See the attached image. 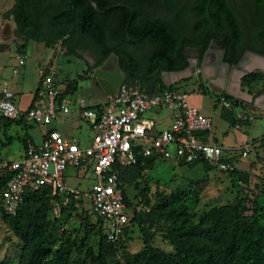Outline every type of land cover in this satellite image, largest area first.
Listing matches in <instances>:
<instances>
[{
  "label": "trees",
  "instance_id": "obj_1",
  "mask_svg": "<svg viewBox=\"0 0 264 264\" xmlns=\"http://www.w3.org/2000/svg\"><path fill=\"white\" fill-rule=\"evenodd\" d=\"M90 1L96 4L98 11L88 0H13L4 15H12L18 32L24 37V42L16 45L15 51L24 52L27 40L33 39L45 41L46 45L60 41V46L64 45L67 52H72L75 38L88 39L92 46L101 47L96 64L113 53L125 75L124 81L137 82L148 91L157 92L175 89L172 84L161 82L159 72L185 68L188 63L185 47L196 48L200 59L209 41H213L217 48L223 50L221 61L233 65L244 50H253L243 32L251 26L259 29L255 35L263 47L258 52L264 55V0H239L241 10L235 9L231 0ZM160 10L172 12V20L162 18ZM188 18L189 22L186 21ZM111 39L115 45L108 44ZM128 45L136 49L148 45V53L142 58L135 57L127 51ZM258 81H264V72L252 71L240 78L241 85L246 88ZM66 86L62 95L74 89L71 81ZM198 86L206 92L204 85ZM215 96L216 99L223 96L230 103L232 110L220 107L219 112L230 126L248 124L246 119H237L234 111L246 108V102L223 92ZM36 98L37 87L28 107ZM13 122L21 123L23 120L0 118L2 127ZM26 141L23 140V146ZM156 160L138 156L133 165L119 168L118 182L126 205L131 202L120 181V171L130 169L134 181L136 173ZM223 160L232 162L228 156ZM177 162L189 166H214L202 160ZM226 173L235 189L247 180L246 173L235 167ZM5 180L6 177H0V188ZM52 198L48 187L29 189L13 215L2 214L21 242L19 264H70L69 255L74 245L69 235L61 233L58 243L52 246L44 223L49 199ZM245 210L241 201L215 205L194 223L188 219L182 203L166 200L155 209L134 212L116 242L106 239L102 220L95 216L97 229L94 232L90 228L86 230L75 247L83 248L91 235L97 236L96 253L87 252L91 264H264V227L257 221L261 208L255 205L251 217L244 215ZM155 216L166 221L164 234L171 246L170 251L151 243L150 227ZM132 224L140 232L141 247L135 252H126L124 245L130 237Z\"/></svg>",
  "mask_w": 264,
  "mask_h": 264
},
{
  "label": "rangeland",
  "instance_id": "obj_2",
  "mask_svg": "<svg viewBox=\"0 0 264 264\" xmlns=\"http://www.w3.org/2000/svg\"><path fill=\"white\" fill-rule=\"evenodd\" d=\"M183 1L179 0V2ZM12 2L13 0H0V18H8L4 15L6 11L3 10H6ZM231 4L235 9L241 10L239 0H231ZM159 15L168 20L173 18L172 12L168 10H160ZM186 21L189 22L190 19L188 18ZM258 30V27L251 26L244 29L243 32L250 40L253 50H244L243 59L239 65L227 66L221 91L247 103L246 108L234 109L235 117L240 121L246 119L247 125L230 126L220 117V105L215 94L207 88L206 92H203L198 86V84L204 85V82L203 80L198 82L196 73L200 63L197 60L193 63V56L186 55L188 64L182 70L159 72V79L164 85L172 84L174 88L184 91L187 95L188 105L197 108L209 118V140H213L227 149L249 144L248 151L243 157L237 156L238 150H224L225 154L232 158L234 167L246 173V182L239 183V188L235 189L231 187L227 173L215 166L203 164L189 166L172 159L156 160L152 165L136 173L134 181L130 169L126 168L120 171V181L127 199L131 202L127 205L128 207L141 203L149 210L159 207L163 201L172 200L182 203L185 206L188 219L195 223L212 206L241 201L246 207L244 215L249 217H251L255 205L261 208L257 214V221L264 227V110L255 105H260V99L262 96L264 97V81H258L250 88H246L240 83L241 77H238L246 70L247 73L261 71L260 68L264 67L262 59L264 55L258 52L262 50L263 45L255 35ZM74 42L76 45L72 52H67L64 45L60 46V41H53L51 45H46L45 41L33 39L27 40L24 57L20 56V54L24 55V52L17 54L15 51L16 45H21L20 41L10 42L8 49L0 52V84L3 81L9 83L10 90L15 94L14 104L18 108H23L30 102L39 79L38 69H44L47 65H49V71L54 73L56 78L59 80L64 78L62 81L64 84L68 80L73 82L81 96L92 94L90 95L93 97L92 100H99L98 93L95 92V78L90 77L88 71L90 67L87 60H94L92 44L88 39L80 37L75 38ZM148 49L149 46L144 45L138 51L139 56H137L142 58L148 53ZM207 50L206 64L215 65V72H217L220 70V49L210 47ZM254 53L262 58L255 56ZM19 57L22 61L20 64L17 60ZM13 68L17 69L16 74L11 72ZM204 71L207 73L209 69ZM58 83L57 81L59 90L62 83ZM258 89L260 92H257ZM163 114L165 113H158L157 117L161 119L158 127L168 124V120L166 121ZM145 116L154 118L156 115L148 112L145 113ZM72 123L80 125L81 133L87 127L82 120H74ZM19 146L20 142L13 138L0 148V160L12 158L14 150ZM65 181L73 192L49 199L44 223L52 239V246L58 243L61 233L69 235L74 245L71 246L69 255L70 264H91L87 252L96 253L97 236L91 235L83 248L75 247L86 230L90 228L94 232L98 227L95 216L89 210L86 197L91 174L86 168L68 169L65 173ZM2 214L4 213L0 210V263L19 264V257L22 254L21 242L10 230ZM165 227L164 218L155 216L154 223L150 227L151 243L164 251H170L171 246L164 234ZM129 236L125 241L124 250L126 252L139 250L141 235L136 225H131ZM119 261L121 263L120 258Z\"/></svg>",
  "mask_w": 264,
  "mask_h": 264
},
{
  "label": "built area",
  "instance_id": "obj_3",
  "mask_svg": "<svg viewBox=\"0 0 264 264\" xmlns=\"http://www.w3.org/2000/svg\"><path fill=\"white\" fill-rule=\"evenodd\" d=\"M6 20L0 23V39ZM9 40L16 42L12 35ZM61 93L55 74L46 68L39 69L37 98L30 107L18 108L7 83L0 86V118L47 126L58 116L74 114L90 133L81 141L50 129L39 143L26 141L20 157L0 160V177H6L0 188V210L6 215L17 211L26 190L48 187L53 198L73 192L66 184V171L86 168L91 174L86 191L89 210L102 220L106 239L116 242L132 214L147 210L141 203L128 207L123 202L119 168L133 165L141 156L187 163L202 160L227 172L234 165L223 160L230 157L224 150H238L239 157L248 151L249 144L227 149L209 140V118L189 106L186 93L177 88L157 92L137 82H121L98 106L89 105L79 94ZM218 103L232 110L223 96ZM148 112L156 116L146 117ZM161 112L168 124L158 127Z\"/></svg>",
  "mask_w": 264,
  "mask_h": 264
},
{
  "label": "crops",
  "instance_id": "obj_4",
  "mask_svg": "<svg viewBox=\"0 0 264 264\" xmlns=\"http://www.w3.org/2000/svg\"><path fill=\"white\" fill-rule=\"evenodd\" d=\"M12 3H11V5H12ZM11 5L8 6L6 8V10H3V11L4 12L7 11L11 7ZM5 20L6 19H4V18H0V23L2 21H5ZM10 42L11 41L8 42V46H9V43ZM20 43L22 44L23 42H20ZM8 46L6 47L5 44H0V47H1L0 48V52L6 51L8 49ZM21 56L24 57L25 56V52H24V55H21ZM17 60H18V63L19 64L22 62V61H20L19 58H17ZM87 61H88L89 67H90V69H88L89 76L94 78V76L91 75V74H93V68L96 67V66H98L100 63L99 64H96L95 63L96 60H93V61L92 60L91 61L90 60H87ZM48 66L49 65L46 66V69L49 70V67ZM111 66H112L111 64L108 65V67H111ZM11 72H12V70H11ZM16 73H13V74H16ZM38 73H39V69H38ZM63 79L64 78H62L61 80H59L57 78V81L59 82L58 84H61L62 83L61 86H60L61 88L59 90L58 89L57 90L59 92H62V93H63L64 89L67 87L66 85L69 82V80L67 79L68 82L66 84H64L62 82V81H64ZM4 82L7 83L8 89L10 90L9 83L7 81H3L0 84V86ZM123 82H125L127 84L133 83L131 81H124V80H123ZM95 83H96L95 84V88H96V91L95 92L98 93V99L99 100H97V99L92 100L93 97L90 96L92 94H90L89 96L88 95H85V96H82V97H84V99L86 100V102L89 105L98 106L102 102H104L106 94L99 87V85H98V83H97L96 80H95ZM37 84H38V81H37ZM37 84H36V87H37ZM73 87H74L73 90H71L70 92H66V93H71V92L74 93V94H77L78 93L81 96V93L77 92V89L78 88L75 85ZM13 99L15 100V94L14 93H13ZM29 104H30V102L25 107H23V108L28 107ZM255 105L259 109L264 110V97L262 96V98L260 99V105H258V106H257V104H255ZM23 108H21V109H23ZM163 117L166 118L167 115L166 114H163ZM74 120H80V119H78L74 114H71V115L58 116L56 119H54L52 121V123L50 125H47V126H40V125H37V124H34V123H30V122H26V121H23L21 123L13 122V123H10L9 125H7L6 127L0 126V148H2L5 144L9 143L13 138L14 139H17L20 142V146H19L18 149H15L14 150L13 155H12V158H5L4 160H12V159H16V158L20 157L21 154H22V152H23V148H24V146H23V140L24 139H26L27 141H31L34 144H37V143L40 142V140H41L42 136L45 134V132H47L50 129H55V130L59 131L61 134H63V135H72V136L77 137L81 141H85L89 137V135H90L88 129H86L87 127L81 133V127H80V125L79 124L73 125L72 122ZM166 121H167V119H166ZM42 128H43V130H42ZM32 131H34V132H32ZM207 136H208V133H207ZM1 160H3V159H1Z\"/></svg>",
  "mask_w": 264,
  "mask_h": 264
},
{
  "label": "water",
  "instance_id": "obj_5",
  "mask_svg": "<svg viewBox=\"0 0 264 264\" xmlns=\"http://www.w3.org/2000/svg\"><path fill=\"white\" fill-rule=\"evenodd\" d=\"M91 5H93L94 10L98 11L96 4L90 0H88ZM207 8V5H205ZM10 35L15 36L16 42H23L24 37L18 32L16 25L14 23L12 15H9L6 23L2 29L0 44H5L8 46V42ZM1 48V47H0ZM208 50L205 51L203 57L200 61V66L197 68L196 77L198 78V82L203 80L205 87L212 91L215 94H219L222 91L224 80H225V70L228 66L227 63L223 61H219L220 70L217 72L215 69V65L206 64L205 58ZM255 56L261 57L260 55L254 53ZM262 58V57H261ZM264 60V57L262 58ZM218 60V59H217ZM214 63V62H213ZM216 63V61H215ZM112 65L108 67V65ZM209 69L206 73L204 70ZM261 71H264V67L260 68ZM250 70V69H249ZM248 70V71H249ZM247 70L240 73L238 77L246 74ZM93 76L97 81L99 87L103 90V92L108 95L112 94L115 88L124 80V73L119 69L117 64V58L113 53H110L109 56L99 65L93 68ZM208 77V78H207ZM243 93L242 91H239Z\"/></svg>",
  "mask_w": 264,
  "mask_h": 264
},
{
  "label": "flooded vegetation",
  "instance_id": "obj_6",
  "mask_svg": "<svg viewBox=\"0 0 264 264\" xmlns=\"http://www.w3.org/2000/svg\"><path fill=\"white\" fill-rule=\"evenodd\" d=\"M108 44H110V45H115V42H114V40L113 39H111L109 42H108ZM210 47H212V48H214V47H216L215 46V43L213 42V41H209V43H208V47L206 48V50H204V52H203V54L205 53V51H207V49H209ZM127 51H129V52H131L132 54H134V56L135 57H137V53H138V51L141 49H136L135 47H133V46H131V45H128L127 47ZM220 51V53H219V60L221 61V57H222V53H223V50H219ZM92 53H93V59L94 60H97V59H99V57H100V54H101V47H94V46H92ZM184 53L186 54V55H190V56H193V58H192V60H193V63H195L196 62V60H197V62H199L200 63V61H201V58L203 57V54H202V57L199 59L198 58V51H197V49L196 48H194V47H185V49H184ZM243 54H244V51L241 53V55H240V57L238 58V60H237V62L235 63V64H233V65H239V63L241 62V60L243 59ZM109 56V54L100 62V64L107 58ZM139 56V55H138ZM188 62V61H187ZM190 63H192V61H189ZM99 64V65H100ZM188 64V63H187ZM98 65V66H99ZM228 66H230V65H228ZM219 67V66H218Z\"/></svg>",
  "mask_w": 264,
  "mask_h": 264
}]
</instances>
